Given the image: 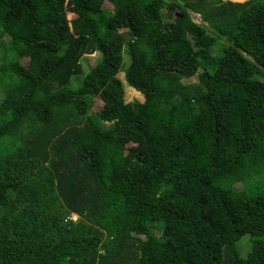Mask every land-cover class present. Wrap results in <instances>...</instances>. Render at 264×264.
I'll list each match as a JSON object with an SVG mask.
<instances>
[{
    "label": "trees",
    "instance_id": "1",
    "mask_svg": "<svg viewBox=\"0 0 264 264\" xmlns=\"http://www.w3.org/2000/svg\"><path fill=\"white\" fill-rule=\"evenodd\" d=\"M0 144V264H264V0H0Z\"/></svg>",
    "mask_w": 264,
    "mask_h": 264
},
{
    "label": "rangeland",
    "instance_id": "2",
    "mask_svg": "<svg viewBox=\"0 0 264 264\" xmlns=\"http://www.w3.org/2000/svg\"><path fill=\"white\" fill-rule=\"evenodd\" d=\"M193 16L196 20L200 21L199 15L193 14ZM88 58H93V57H92V55H90V57H88ZM122 78H123V76H122ZM124 90H125L124 98L126 101H129L132 99H138L141 101L143 100L142 95L138 91H136L134 88L124 84ZM0 149L5 152L8 149H11V145L7 144V145L1 146V144H0ZM72 218L75 220L77 218V216L73 215V216H71V219ZM249 237L250 236L248 234H246L235 242V248L237 249L238 253L241 256H246L252 249V242L250 241Z\"/></svg>",
    "mask_w": 264,
    "mask_h": 264
},
{
    "label": "clouds",
    "instance_id": "3",
    "mask_svg": "<svg viewBox=\"0 0 264 264\" xmlns=\"http://www.w3.org/2000/svg\"><path fill=\"white\" fill-rule=\"evenodd\" d=\"M76 220V219H75Z\"/></svg>",
    "mask_w": 264,
    "mask_h": 264
}]
</instances>
